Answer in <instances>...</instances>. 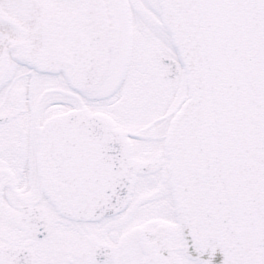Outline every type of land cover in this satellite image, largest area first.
<instances>
[{
	"label": "snow or ice",
	"instance_id": "snow-or-ice-1",
	"mask_svg": "<svg viewBox=\"0 0 264 264\" xmlns=\"http://www.w3.org/2000/svg\"><path fill=\"white\" fill-rule=\"evenodd\" d=\"M0 264H264V0H0Z\"/></svg>",
	"mask_w": 264,
	"mask_h": 264
}]
</instances>
